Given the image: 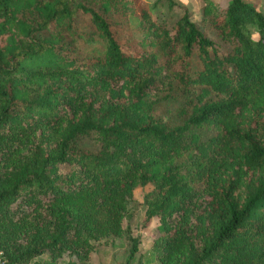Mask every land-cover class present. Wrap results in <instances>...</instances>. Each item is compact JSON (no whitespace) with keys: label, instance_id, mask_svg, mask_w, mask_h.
I'll return each mask as SVG.
<instances>
[{"label":"trees","instance_id":"1","mask_svg":"<svg viewBox=\"0 0 264 264\" xmlns=\"http://www.w3.org/2000/svg\"><path fill=\"white\" fill-rule=\"evenodd\" d=\"M201 3L0 0L7 264H90L147 184L158 264H264V14Z\"/></svg>","mask_w":264,"mask_h":264},{"label":"rangeland","instance_id":"2","mask_svg":"<svg viewBox=\"0 0 264 264\" xmlns=\"http://www.w3.org/2000/svg\"><path fill=\"white\" fill-rule=\"evenodd\" d=\"M155 0H147L152 4ZM221 4H226L229 0H214ZM257 1L258 9L264 14V0H247ZM178 5L187 7L191 12V20L199 21L201 14L199 11L202 5L201 0H174ZM180 12L179 8H176ZM130 27L137 25V18L129 16ZM255 35L254 27H251ZM90 30V27H89ZM158 111L165 119L170 122L177 120L176 109H168L166 105L159 106ZM150 184L138 186L134 189L132 197L128 202V215L122 221L123 231L120 235L102 239L95 242V250L89 255L90 264H125L128 253L130 252L133 243H136L137 251L134 254L131 264H158L157 257L152 251L154 240L159 235L158 220L152 219L147 225H143V218L145 215L146 205L144 203V196L151 191ZM43 264H50V256L45 253L37 258ZM68 260L67 256H63L56 264H65ZM31 263V262H30Z\"/></svg>","mask_w":264,"mask_h":264},{"label":"built area","instance_id":"3","mask_svg":"<svg viewBox=\"0 0 264 264\" xmlns=\"http://www.w3.org/2000/svg\"><path fill=\"white\" fill-rule=\"evenodd\" d=\"M0 264H7L4 260H3V253L0 250Z\"/></svg>","mask_w":264,"mask_h":264}]
</instances>
